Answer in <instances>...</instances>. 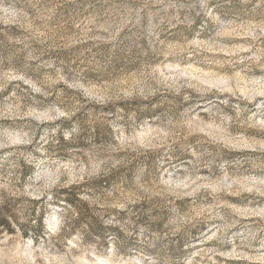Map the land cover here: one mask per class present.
Listing matches in <instances>:
<instances>
[{"label":"rangeland","instance_id":"374dc122","mask_svg":"<svg viewBox=\"0 0 264 264\" xmlns=\"http://www.w3.org/2000/svg\"><path fill=\"white\" fill-rule=\"evenodd\" d=\"M0 264H264V0H0Z\"/></svg>","mask_w":264,"mask_h":264}]
</instances>
